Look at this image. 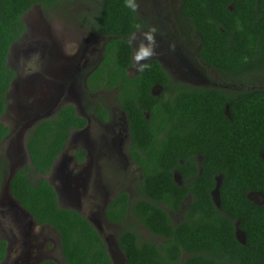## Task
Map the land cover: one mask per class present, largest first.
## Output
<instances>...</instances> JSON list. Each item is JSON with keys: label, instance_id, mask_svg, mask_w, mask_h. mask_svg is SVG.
I'll list each match as a JSON object with an SVG mask.
<instances>
[{"label": "trees", "instance_id": "1", "mask_svg": "<svg viewBox=\"0 0 264 264\" xmlns=\"http://www.w3.org/2000/svg\"><path fill=\"white\" fill-rule=\"evenodd\" d=\"M79 1L0 0V145L9 136L2 116L15 79L7 56L26 30L23 16L34 6L50 13ZM96 3L93 26L105 41L85 89L87 94L114 92L116 107L128 123V155L140 172L134 199L121 191L104 211L109 223L123 227L117 246L125 261L264 264V206L247 198L250 193L264 198V90L227 91L173 82L156 60L129 76V37L144 22L126 0ZM180 10L199 36L203 64L235 79L264 71V0H183ZM95 114L107 120L102 105H96ZM85 126L71 104L35 125L25 141L29 166L15 170L8 191L36 225L58 234L65 264H113L92 224L78 212L60 207L55 189L43 178L71 131ZM7 173L0 161V193ZM32 173L42 178L33 181ZM216 178L219 209L210 196ZM172 215L182 220L175 223ZM132 220L159 241L140 240ZM237 223L243 245L235 236ZM6 249L0 240V264Z\"/></svg>", "mask_w": 264, "mask_h": 264}, {"label": "rangeland", "instance_id": "2", "mask_svg": "<svg viewBox=\"0 0 264 264\" xmlns=\"http://www.w3.org/2000/svg\"><path fill=\"white\" fill-rule=\"evenodd\" d=\"M134 1L144 26L129 39L132 47L129 75H134L145 62L156 60L173 82L227 91L264 90L263 70L235 79L203 64L196 53V36L189 24L183 25L172 14L169 4L163 3L158 9L156 0ZM95 4L96 0H80L50 13L34 6L23 16L26 30L7 56V65L15 73L2 116L9 136L0 145V161L4 162L7 174L29 166L25 151L27 133L41 121L53 117L64 105L71 104L80 114L89 117L97 103L110 109L108 116L112 121L122 118L114 92L86 95L85 81L100 62L105 41L93 26ZM83 135L93 142L89 160L74 167L75 178L79 175V180L81 176L83 179L67 182L63 169L62 159L71 156L75 149L70 144L71 138L55 167L43 178L55 189L60 207L78 212L92 224L105 242L113 264H127L117 246V235L123 227L109 223L104 209L120 191L134 199L140 172L127 159L120 145L122 135L112 125L103 127L95 119H89ZM30 176L33 181L42 178L33 173ZM172 219L178 223L182 217L172 215ZM33 223L10 198L4 183L0 193V239L7 241L8 254L2 264H24L29 256L37 261L65 264L58 234ZM131 226L140 240L159 241L133 220ZM31 228L29 236H25Z\"/></svg>", "mask_w": 264, "mask_h": 264}, {"label": "flooded vegetation", "instance_id": "3", "mask_svg": "<svg viewBox=\"0 0 264 264\" xmlns=\"http://www.w3.org/2000/svg\"><path fill=\"white\" fill-rule=\"evenodd\" d=\"M158 2V4L155 6V8H160L159 5L161 6L163 3L164 4H169L171 8V12L172 14H174L175 17H178V19L180 20V22L184 23L183 25L189 24L188 20L184 17V15L182 14L180 7L181 4L183 2V0H156ZM134 6H135V1H134ZM136 11V9H135ZM137 13V12H136ZM171 15V13H169V16ZM139 16V15H138ZM140 17V16H139ZM141 18V17H140ZM142 19V18H141ZM143 20V19H142ZM192 31V33L196 36L197 38V48H196V53L198 56V51L200 49V39L197 33L194 32V30L192 29V27L190 26V24L188 25ZM143 28V27H142ZM139 31V30H138ZM136 33V32H135ZM132 36V35H131ZM130 36V37H131ZM129 37V39H130ZM130 43V42H129ZM160 64V63H159ZM162 68V66H161ZM163 69V68H162ZM129 70V69H128ZM127 70V74L129 75V71ZM164 70V69H163ZM138 71V70H137ZM165 72V71H164ZM137 73V72H136ZM135 73V74H136ZM166 73V72H165ZM134 74V75H135ZM129 76H133V75H129ZM168 76V75H167ZM84 92V91H83ZM101 92V91H99ZM97 93H88L86 94L87 96H92V95H96ZM96 105L97 103H95L93 105V113L88 117L87 115L84 114H80L77 109H76V113L83 118L86 121V126L81 129V130H72L69 138L70 139V144H73V147L75 148L74 151H72L71 156H69L68 158H65V160L62 159V161L65 163L63 164V169L64 172L66 174V178H67V182H79L83 179V177L81 176L80 180H79V175L75 178L74 175V167L78 168V165H83L85 164L89 158L91 157V155L93 154V147L90 145V143L93 144V142H89L85 137H83V133L85 131H87L88 127H89V119H95L97 122H99V124L103 125V127L112 125V127L116 128L117 133H120L122 135V139L123 141L120 143V145H123V150L125 151V155L127 156V159L130 160L129 155H128V145H129V133H128V123L127 120L124 116V114L121 112V117L119 120L117 121H112L110 119L111 116H106L107 120L103 121L101 117L96 116ZM101 105V104H100ZM75 107V106H74ZM104 107V106H103ZM105 108V107H104ZM108 112V115L110 113V109L105 108ZM118 109V108H117ZM71 135H73L71 137ZM68 138V140H69ZM76 147H80V148H76ZM78 152H83L82 156L77 155ZM62 154V153H61ZM80 160V161H79ZM131 162V161H130ZM57 163V161H56ZM56 163L54 164L53 167H55ZM132 164V162H131ZM133 165V164H132ZM134 166V165H133ZM52 167V169H53ZM137 168V167H136ZM138 169V168H137ZM177 182L179 183V180L177 179ZM121 192V191H120ZM118 192V193H120ZM117 193V194H118ZM116 194V195H117ZM115 195V196H116ZM11 198V197H10ZM12 199V198H11ZM13 200V199H12ZM14 201V200H13ZM15 202V201H14ZM17 205L18 203L15 202ZM109 203V202H108ZM107 206V205H106ZM105 206V208H106ZM18 207L20 208V206L18 205ZM21 209V208H20ZM26 215H28V217H30L32 219L31 216H29V214L27 212H25L23 209H21ZM105 211V209H104ZM105 217V215H104ZM32 221L34 222V220L32 219ZM34 225L35 222L33 223ZM38 226V225H36ZM39 227H47V226H39ZM49 228V227H48ZM51 229V228H50ZM32 228L29 229L28 231L26 230L25 232V236H29L30 232H31ZM59 237V236H58ZM3 240V239H0ZM7 244V249H6V255L4 257H7L8 254V243L6 240H4ZM28 255H31V253H29ZM4 260L2 261V263L4 262ZM45 261V260H44ZM52 261V260H51ZM43 261H37L36 259L31 258L30 256L28 257V259H25L24 264H40ZM1 263V264H2ZM56 263V262H55ZM57 264V263H56Z\"/></svg>", "mask_w": 264, "mask_h": 264}, {"label": "water", "instance_id": "4", "mask_svg": "<svg viewBox=\"0 0 264 264\" xmlns=\"http://www.w3.org/2000/svg\"><path fill=\"white\" fill-rule=\"evenodd\" d=\"M13 173L10 174L9 178L5 182V186H6L7 189H8V181L12 177ZM176 181H177V179H176ZM219 183H220V178H216L215 179V184H216L215 188L213 189V191L210 194L213 204L218 209L220 207L219 198H218ZM8 193H9V191H8ZM247 198L251 202H253L254 204H256L258 206H264V198L262 197V195L260 193H250V194L247 195ZM235 236H236V239H237V241L239 243H241L242 245L245 243L244 234L238 229V223L235 225Z\"/></svg>", "mask_w": 264, "mask_h": 264}, {"label": "clouds", "instance_id": "5", "mask_svg": "<svg viewBox=\"0 0 264 264\" xmlns=\"http://www.w3.org/2000/svg\"><path fill=\"white\" fill-rule=\"evenodd\" d=\"M126 6L134 8V5L131 3V0H126ZM139 59V57H137Z\"/></svg>", "mask_w": 264, "mask_h": 264}]
</instances>
